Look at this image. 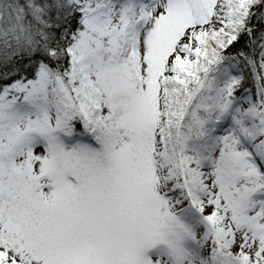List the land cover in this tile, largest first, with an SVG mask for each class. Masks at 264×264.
<instances>
[{
    "label": "snow or ice",
    "instance_id": "snow-or-ice-1",
    "mask_svg": "<svg viewBox=\"0 0 264 264\" xmlns=\"http://www.w3.org/2000/svg\"><path fill=\"white\" fill-rule=\"evenodd\" d=\"M0 264H264V0H0Z\"/></svg>",
    "mask_w": 264,
    "mask_h": 264
}]
</instances>
